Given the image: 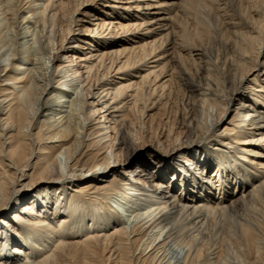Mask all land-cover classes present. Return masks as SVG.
<instances>
[{"label":"bare ground","instance_id":"obj_1","mask_svg":"<svg viewBox=\"0 0 264 264\" xmlns=\"http://www.w3.org/2000/svg\"><path fill=\"white\" fill-rule=\"evenodd\" d=\"M77 1L0 0V264H264V0Z\"/></svg>","mask_w":264,"mask_h":264},{"label":"rangeland","instance_id":"obj_2","mask_svg":"<svg viewBox=\"0 0 264 264\" xmlns=\"http://www.w3.org/2000/svg\"><path fill=\"white\" fill-rule=\"evenodd\" d=\"M77 4H79V2L77 1L76 2V0H73V2H72V4H71V6L68 8V10H67V13H68V15H67V21H70L71 20V18H74L75 19V17H78V15H76L75 16V14H74V9L76 8V6H77ZM195 5V4H194ZM194 5H192V11H193V13H192V15H195L194 17H193V20L191 21V22H188V25L185 27V31H186V33H187V38L189 39V41H194L193 43H198V44H200V43H202V44H207L208 43V40H210V39H212L213 38V36L214 35H211V37L208 35V32L206 31V29H205V27H210L209 25L211 24V19H212V15L215 13L214 11H216V8L213 6L212 8H211V10H210V8H202V10H197V8L194 6ZM194 9V10H193ZM196 9V10H195ZM210 10V11H209ZM199 11H201V13L199 12ZM203 11V12H202ZM198 12V13H197ZM209 12V13H208ZM206 13H208V14H206ZM196 17V18H195ZM208 17H210L209 18V20H208ZM202 18V19H201ZM194 19H196L195 21H194ZM198 20V21H197ZM200 21H201V23H200ZM203 22V23H202ZM194 23V24H193ZM200 23V24H199ZM206 23V24H205ZM205 29V30H204ZM172 86V85H171ZM172 88V87H171ZM176 87L175 86H173V90L175 89ZM176 90V89H175ZM186 89H185V87L184 86H180V89H179V94H178V98H173L172 99V101H171V103H170V105L171 106H169V109L172 107V114H176V115H179V113H178V109H179V102L177 101L182 95H184V92L183 91H185ZM176 94V93H175ZM174 97H175V95H174ZM177 99V100H176ZM165 102V101H164ZM160 106H158L159 108H160V112H159V109L158 110H156V112H154V113H157V112H159L158 114H157V116H156V121L154 122V125H151L150 126V129H152L153 127H155V124L157 123V124H159V123H161L163 120H164V110H165V108L163 107V105L162 104H159ZM162 105V106H161ZM143 115L144 114H140V113H135L134 115H133V119H134V121H135V124L139 127L141 124L140 123H144V121L146 120V119H144L143 118ZM171 116H173V115H171ZM142 121V122H141ZM139 129H141V131H139ZM147 130H148V124L147 125H145V126H142V128H135L134 130H133V135H135L136 136V138H138V139H140V138H144V139H146L147 140V142H148V136H149V132H147ZM144 134V135H143ZM142 136H144V137H142ZM146 136V137H145ZM139 165V163L138 162H133V164H132V166H131V168L132 169H134V170H136L137 169V166ZM178 258H176L175 257V260H177Z\"/></svg>","mask_w":264,"mask_h":264}]
</instances>
